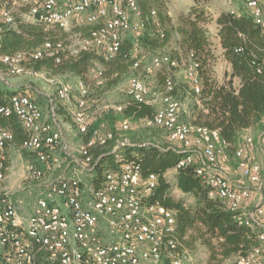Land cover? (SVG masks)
Listing matches in <instances>:
<instances>
[{
  "label": "built area",
  "instance_id": "built-area-1",
  "mask_svg": "<svg viewBox=\"0 0 264 264\" xmlns=\"http://www.w3.org/2000/svg\"><path fill=\"white\" fill-rule=\"evenodd\" d=\"M138 1L0 0V29L14 26L17 19L21 25L58 28L66 35H71L74 29H88L73 49L63 47L60 42L45 41L32 50L0 54V82L10 87L8 77L37 76L40 73L29 66L48 57L59 62L58 55L64 48L72 55L96 51L105 59L114 58L127 36L136 39L144 32L148 18L138 9ZM242 1L254 23L264 30V0ZM155 16L154 11L148 15L153 20ZM154 24L157 25L155 21ZM150 62L142 69L145 74L162 65L176 66L168 56ZM138 67L135 61L132 69ZM197 68V63L190 62L185 69L195 95L201 90ZM90 74L96 80L101 76L95 69ZM52 85L55 94L47 97L50 113L47 120L29 94L15 93L5 105H0V117L14 116L26 134L19 148L35 156V161L27 162L24 170L26 179L38 188L30 214L20 212L10 190L3 186L6 175L4 158H0V264H37L40 254L44 255L42 263L47 264H193L192 251L177 250L172 211L159 201H150L157 175L143 178L136 162L125 161L117 169L104 170L101 186H93L99 156L93 157L92 151L110 145L109 154L120 159L121 151L133 145L123 134L129 130L128 122H121L119 133L91 126L87 110L93 100L87 86L80 79L74 84L54 82ZM172 90L168 78L161 104L152 120L147 121L148 125L164 130L168 148L183 155L173 169L175 172L196 163L195 174L208 187V196L222 200L235 213L239 225L263 230L257 235V245L237 254L231 264H264V167L244 157L245 148L253 147L255 142L242 137V143L235 149L239 177L232 181L224 174L223 165L228 161L226 145L221 144L218 131L183 122L182 103L172 96ZM148 94L139 77H129L128 98L152 105ZM57 101L69 110L76 133L86 137L77 150L78 157L69 152L65 142L55 114ZM121 109L122 105L112 107L116 113ZM11 143L12 133L0 128V151ZM257 146L264 157V145L257 142ZM57 150L69 159L68 163L74 162L92 177L89 185L66 175L68 164L55 178L43 180L44 170L37 163L61 168L62 161L54 155Z\"/></svg>",
  "mask_w": 264,
  "mask_h": 264
},
{
  "label": "trees",
  "instance_id": "trees-1",
  "mask_svg": "<svg viewBox=\"0 0 264 264\" xmlns=\"http://www.w3.org/2000/svg\"><path fill=\"white\" fill-rule=\"evenodd\" d=\"M210 1L192 0V4L179 16L173 27L170 18L160 12L154 20L145 21V33L138 39L141 46L149 51L164 52L168 51L173 35L178 36V49L170 48L168 54L176 66L169 68L176 70L183 65L186 69L190 62L197 63L201 90L198 95L192 92L184 70L185 82H175L169 78L173 84L171 94L180 102L185 97L192 99L190 108L193 116L189 122L218 131L221 144L226 145L224 152L228 163L231 156L236 159L235 149L242 143L244 130L250 129L264 135V30L254 23L248 11L239 6L233 12L220 11L215 19L216 32L211 34L207 25L212 21V17L206 8ZM140 8L143 17H146V7L143 3ZM53 29L44 31L45 28L39 24H24L20 26L19 32H13L3 27L0 29V54L12 55L32 50L45 41L53 44L60 42L63 47L69 46L63 40L67 35L58 28ZM77 30L74 29L72 33ZM87 30L84 29L80 36H86ZM149 31L152 32L151 35ZM214 37L219 39L222 49L220 56L231 66L230 74L221 83L215 80L213 71L217 58L213 50ZM132 49V41L127 38L123 40L118 53L112 59H105L96 51L72 55L64 48L58 55L59 62L48 57L36 61L29 68L51 77L71 75L80 79L89 90L88 75H91L90 70L98 64L104 69L103 73L100 72L99 80H105L108 87H113L136 61L132 57ZM167 79L168 77L159 75L163 92ZM234 79L240 81L238 88L233 85ZM14 94L10 90L0 88V105H5ZM155 110L153 105H145L128 98L120 112L113 111L114 117L107 115L106 118L112 125L115 121H127L128 124L141 120L150 121ZM108 113L111 114V109ZM98 124L92 126L98 127ZM0 128L10 131L17 145L25 139L22 128L12 115L0 117ZM127 132L128 130L123 134L133 145L121 151L120 159H115L109 154L110 145L92 151L93 157L99 156L92 178L94 187L101 186L104 170H114L125 161H134L140 166L143 178L149 174L158 176L157 186L150 201H159L172 211L175 221L173 238L177 243V250L192 251L200 246L207 254L205 264H224L225 261L234 259L237 254L245 253L257 245V235L263 230L239 225L235 213L230 212L222 200L209 197L208 187L195 174L196 163L175 173L176 188L194 199L193 204L186 207L181 200H174L169 195L171 184L164 178V174L174 169L183 155L168 148V143L162 147L135 144L125 135ZM43 257V254L38 255L37 264H47L41 263Z\"/></svg>",
  "mask_w": 264,
  "mask_h": 264
},
{
  "label": "rangeland",
  "instance_id": "rangeland-1",
  "mask_svg": "<svg viewBox=\"0 0 264 264\" xmlns=\"http://www.w3.org/2000/svg\"><path fill=\"white\" fill-rule=\"evenodd\" d=\"M189 2L190 0H141L140 5H138V9L141 12V8H140L141 3L145 5L146 7L145 16L146 18H148V21L150 19L148 15L151 11H154L157 17L160 12H163L164 14L167 15V10H170L172 13V17L170 18L171 26L173 27L176 24L179 16L186 12V11L182 12V10L184 9V7H187ZM214 3L220 9H226L228 0H217ZM18 21L19 20L17 19L16 24L14 26L9 27V30L13 32H19L21 24H19ZM84 29L87 28H80L77 31H75V33H71V35H67L66 37H64L63 40L73 49L74 47H76L77 41L79 40V37L82 34V31H84ZM53 30L54 29L51 28V29H45L44 31H53ZM144 33L145 30L143 32V35ZM148 33L150 35L152 34V32L150 31ZM127 39L132 41L133 44L132 57L136 59V61L140 64L138 70H134L129 67L127 70V74L123 75L119 79V82L113 87H108L105 84L106 83L105 80L104 82L99 79L94 81V77L92 75H88L87 78L89 81L88 87H89L90 98L91 100H93V102L92 101L90 102L89 108L87 110L90 116L91 126L95 123L97 124L99 123L98 127H100L102 131H110V130L115 131L120 129L121 123L119 121H115L112 125L109 123L106 116L111 115V117H114L115 114L113 113L112 107H115L117 105L123 106L127 102L128 97L126 96V88L130 76H137L143 81L149 92L148 100L152 102V105L155 107V109L160 106L161 95L163 94L162 87L159 84V75L161 76L164 75L168 78H172L174 79L175 82L179 80L185 82L184 79L185 69L183 65L176 70H173L166 65L165 66L162 65L161 67L154 69L151 74H145L142 70L144 66L150 65L151 63L150 61L153 60L154 58L168 56L170 48L178 49L176 42L178 39L177 35L175 34L173 35L170 47H168L167 49L168 51H164V52L163 51L151 52L147 48L141 46L138 38L135 39L130 35L127 36ZM215 62L213 64V71L214 69L219 70L218 68L219 66H221L220 67L221 71H225V66L222 61L215 60ZM94 69L97 72H102V73L104 72V69L98 64H95ZM75 81H76L75 77L71 75L51 77L45 74L44 72H41L37 76L20 75V76L7 78L8 84L24 86L26 89H28L29 93L32 94L31 97L36 103L37 101L43 102L45 104L44 107L46 106V108L43 107V110H45V113H47L48 118H50L49 117L50 113H49V106L48 104H46L48 100L47 97L49 96L53 97L55 94V86L52 84L54 82L74 84ZM5 87L7 86L2 82H0V88H5ZM64 105L65 104L63 103H56V108H57V110L55 109L56 118L64 133L65 142L69 147V152L75 157H78L77 154L78 147L76 146V141L81 139L82 137L76 134V131L71 122V114L69 110L66 109L67 111L58 113L60 110L63 109ZM185 106L186 105L183 104L182 109ZM110 109H111V114L108 113ZM125 135L135 144L155 145L162 147L167 143L165 142V138H166L165 131L159 128L151 127L150 125H148V122L144 120L138 121L136 123L130 122L129 130ZM245 136L252 138L255 144L253 147L245 148L244 157L251 162H256L261 164L264 160V157L257 146V142L262 143L264 145V135L255 131H251ZM82 141L85 142L84 139ZM54 155L59 157L60 161H62L61 168L57 169V172L50 171L45 173L43 178L44 181L53 179L57 175L61 174L65 165L68 164V167L64 171V173L68 176H75L78 179H80L83 184L89 185L92 177L88 173L81 171L79 167L75 165L74 162L68 163L69 159H66L65 155L62 152L57 150ZM15 156L17 157L30 156L31 158H33L32 153H27L21 150L19 147H16ZM8 166H10V164ZM22 170L25 171L23 168ZM223 170L226 171L233 178V180H236L237 178L236 175L239 172L237 167V160L233 156H231V158H229V162L226 163L225 166H223ZM171 179H172L171 174L166 177V181L168 180L171 181ZM13 181L14 180L12 179L10 182L12 183V187L9 189L11 192V198L13 201L17 203L19 202V208L23 210L24 214H29L28 210L34 203L35 197L32 193L26 194L29 189L20 190V187H22V185L18 186L21 183L20 180H17L16 182ZM26 181L28 182L27 184L30 185L34 184V182H31L29 180ZM5 182H8V180H6ZM169 195L174 200H181L183 205H185L186 207L192 204V197L190 195H185V194L181 195V192H178L172 186L170 187ZM192 256H193V262H192L193 264H205L207 254L203 247L197 246L194 250H192ZM232 262H233V258L231 260L225 261L224 264H231Z\"/></svg>",
  "mask_w": 264,
  "mask_h": 264
},
{
  "label": "crops",
  "instance_id": "crops-1",
  "mask_svg": "<svg viewBox=\"0 0 264 264\" xmlns=\"http://www.w3.org/2000/svg\"><path fill=\"white\" fill-rule=\"evenodd\" d=\"M215 1H217V0H211L206 5V8L211 13V17H212V21L209 22V24L207 25V28H208L209 32L211 34H213V35L216 32L215 19H216L217 15H218V13L220 11H232L233 12V11H236L239 6L243 7V9L245 11H248L246 9V7H245V5H244V3H243L242 0H233V1L232 0H228V4H227V8L226 9H220L214 3ZM191 4H192V0H190V2L188 3L187 7H184V9L182 10V12L183 11L184 12L187 11L188 7ZM167 16L169 18L172 17V13H171L170 10H167ZM212 42H213V50H214V53L217 56L216 60L217 61H222L223 64H224V66H225V71H221L220 70V67L221 66L218 67L219 70L218 69L217 70L214 69V73H215L214 74V77H215V80L217 82L221 83V82H223L227 78L226 76H228L230 74V72H231V66H230V64L222 56H220V54L222 52V49H221L220 44H219V39L216 38V37H214L212 39ZM225 74H226V76H225ZM75 80L77 81L78 78H75ZM233 85H234V87L238 88L239 85H240L239 79H234L233 80ZM4 89L10 90V91H12L14 93H25V94H29L30 96H32V94H30L29 91H28V89H26L24 86H17V85H14V84H10V87H5ZM56 103H59V102L57 101ZM182 103L184 105H186V106L183 108V114L184 115L182 114L181 120L183 122L190 123L189 121H190V119L193 116V114L191 112V108H190V106L192 104V99H190L189 97H185L182 100ZM37 104H38V106L41 108V110L43 112L44 119L47 120L48 119L47 113H45V110H43V107H44L45 104L43 102H39V101H37ZM46 104H48V106H49L48 100H47V103ZM44 108H46V106ZM55 109L57 110V108H55ZM62 110L59 111V108H58V111H59L58 113L67 111L65 106L63 107ZM251 131L252 130H250V129L244 130L242 132V137L245 136V135H247ZM23 134L25 135V138H26V134L24 133V131H23ZM81 137H82L81 139H79V140L76 141V146L78 148L81 145L84 144V142L82 140L83 139L86 140V137H83V136H81ZM165 142L169 143L167 134H166ZM19 146L20 145H17L13 141V143L6 145V147L2 151H0V158H4V167H5L4 168V170H5L4 172H5V175L7 174L6 175V180H8V182H4L3 183V186L5 188H7V189H10L12 187V183H10L12 179L14 180L13 182H16L17 180H20L21 183L18 185V186L22 185V187H20V190L29 189L26 194H31L32 193L33 195H35V193L38 191V188H36L37 186L36 185L27 184L28 182L26 181L27 179H26V174L24 173L25 171L22 170V168L23 169L25 168V165H26L27 162H30V161L34 162L35 161V156H34V154H32L33 158H31L30 156H26V157H21V156L17 157V156H15L16 147H19ZM9 164H10V166H8ZM37 165L40 166L44 170V173H47V172H50V171L57 172V168L56 167L49 168V167H47V165L41 164V163H37ZM261 165L264 167V160L261 163ZM223 166H225V165H223ZM175 173L176 172L173 169L168 170L164 174V178L166 179V177L171 174L172 175V179H171V181L168 180L167 182L170 183L171 186H173V187L176 188V186H175ZM224 174L229 179H231L232 181H236L238 179V177H239V172L236 175L237 176L236 180H233V178L226 171H224ZM176 190L178 192H180L177 188H176ZM181 195H184V194L181 193ZM253 196H255V193H253ZM193 202H194V199L192 198V204H193ZM18 205H19V202H18ZM19 210H20V212L24 213L23 210H21V208H19ZM31 210H32V206L28 210L29 214H30Z\"/></svg>",
  "mask_w": 264,
  "mask_h": 264
}]
</instances>
